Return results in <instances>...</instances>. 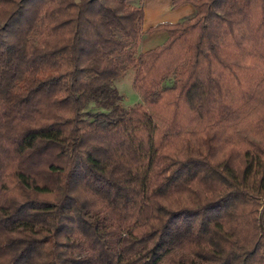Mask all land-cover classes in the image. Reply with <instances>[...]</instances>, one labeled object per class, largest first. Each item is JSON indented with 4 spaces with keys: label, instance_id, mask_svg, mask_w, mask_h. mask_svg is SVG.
<instances>
[{
    "label": "trees",
    "instance_id": "1",
    "mask_svg": "<svg viewBox=\"0 0 264 264\" xmlns=\"http://www.w3.org/2000/svg\"><path fill=\"white\" fill-rule=\"evenodd\" d=\"M142 1L0 0V264H264V0Z\"/></svg>",
    "mask_w": 264,
    "mask_h": 264
},
{
    "label": "crops",
    "instance_id": "2",
    "mask_svg": "<svg viewBox=\"0 0 264 264\" xmlns=\"http://www.w3.org/2000/svg\"><path fill=\"white\" fill-rule=\"evenodd\" d=\"M142 24L141 34L137 42V51L143 52L161 44L166 38L163 31L143 33L145 29L160 22L172 23L192 13L189 4H181L173 9L170 8V0H143L142 1Z\"/></svg>",
    "mask_w": 264,
    "mask_h": 264
},
{
    "label": "rangeland",
    "instance_id": "3",
    "mask_svg": "<svg viewBox=\"0 0 264 264\" xmlns=\"http://www.w3.org/2000/svg\"><path fill=\"white\" fill-rule=\"evenodd\" d=\"M131 75L132 70L128 69L113 81V86L120 95V104L124 107H132L140 101L139 97L131 87ZM259 213V218H264V201L260 206Z\"/></svg>",
    "mask_w": 264,
    "mask_h": 264
}]
</instances>
